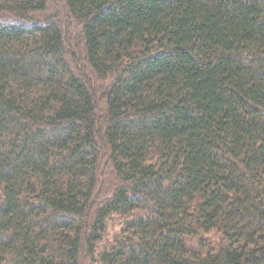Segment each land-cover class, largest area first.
Wrapping results in <instances>:
<instances>
[{
  "label": "trees",
  "instance_id": "obj_1",
  "mask_svg": "<svg viewBox=\"0 0 264 264\" xmlns=\"http://www.w3.org/2000/svg\"><path fill=\"white\" fill-rule=\"evenodd\" d=\"M0 264H264V0H0Z\"/></svg>",
  "mask_w": 264,
  "mask_h": 264
},
{
  "label": "rangeland",
  "instance_id": "obj_2",
  "mask_svg": "<svg viewBox=\"0 0 264 264\" xmlns=\"http://www.w3.org/2000/svg\"><path fill=\"white\" fill-rule=\"evenodd\" d=\"M122 225V217L120 215H113L109 219V227L108 231H106V234L104 235V238L102 242L100 243V246L104 247L110 240L114 238V236L120 231Z\"/></svg>",
  "mask_w": 264,
  "mask_h": 264
}]
</instances>
